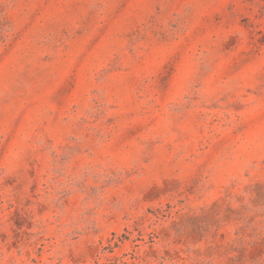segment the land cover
Here are the masks:
<instances>
[{"label": "rangeland", "instance_id": "1", "mask_svg": "<svg viewBox=\"0 0 264 264\" xmlns=\"http://www.w3.org/2000/svg\"><path fill=\"white\" fill-rule=\"evenodd\" d=\"M0 264H264V0H0Z\"/></svg>", "mask_w": 264, "mask_h": 264}]
</instances>
